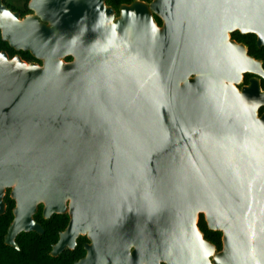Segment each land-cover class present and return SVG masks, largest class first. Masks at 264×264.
I'll return each instance as SVG.
<instances>
[{"label": "water", "instance_id": "1", "mask_svg": "<svg viewBox=\"0 0 264 264\" xmlns=\"http://www.w3.org/2000/svg\"><path fill=\"white\" fill-rule=\"evenodd\" d=\"M106 1L0 0L2 42L41 63L0 53L5 245L44 235L43 206L69 217L54 259L86 237L74 264H264V92L237 89L264 70L230 40L264 48V0Z\"/></svg>", "mask_w": 264, "mask_h": 264}, {"label": "trees", "instance_id": "2", "mask_svg": "<svg viewBox=\"0 0 264 264\" xmlns=\"http://www.w3.org/2000/svg\"><path fill=\"white\" fill-rule=\"evenodd\" d=\"M137 0H107L106 5L113 9H118L122 5H130ZM145 3H151L152 0H139ZM157 24L160 26L161 21L155 18ZM237 41L245 43L249 49V55L256 60H261L264 63V50H257L255 47V36H237ZM11 51L15 53L9 46L2 42L0 34V52ZM25 61H36L29 53L25 55ZM71 61L70 59L66 60ZM6 205V213L0 217V264H74L75 262L85 257L84 244L88 243L85 237H81L78 241L77 247L73 251H66L59 258L54 259L50 256L52 246L55 245L59 238V233L63 232L69 222L68 216H56L51 220H42L40 214L37 215L36 221L39 222L44 230V235L39 236L35 233L21 234L16 243L19 250L16 251L9 248L4 243V238L7 234L8 228L13 221L12 210L15 203L6 196L4 200ZM198 229L204 236V239L214 245L217 251L222 250V234L219 232H212L208 229L203 215L199 217Z\"/></svg>", "mask_w": 264, "mask_h": 264}, {"label": "flooded vegetation", "instance_id": "3", "mask_svg": "<svg viewBox=\"0 0 264 264\" xmlns=\"http://www.w3.org/2000/svg\"><path fill=\"white\" fill-rule=\"evenodd\" d=\"M137 1H139V0H137ZM153 1V0H152ZM136 2V1H135ZM140 2H142V1H140ZM2 3H3V5L8 9V10H10L13 14H18L22 19L23 18H25V17H27V16H34V13L33 12H31L30 11V9H29V5H30V0H2ZM145 3V2H144ZM123 6V5H122ZM121 7V6H120ZM119 7V8H120ZM119 8L118 9H114V11L116 12V16L118 17L119 16ZM113 9V8H112ZM157 23V22H156ZM159 26V25H158ZM162 26V22H161V25H160V27ZM1 34V33H0ZM237 36H248V35H242L241 33H239V32H235V33H233V34H231L230 35V40L231 41H233V42H235V43H237V44H239V45H243L245 48H246V50H247V53H248V56L250 57V58H252V59H254L255 61H258V62H261L262 63V67H263V70H264V63H263V61H261V60H256L255 58H253V57H251L250 55H249V49H248V46L245 44V43H240V42H238L237 41ZM254 36V35H253ZM255 47H256V49L257 50H264V48H258V46H257V38H256V36H255ZM10 48V47H9ZM14 51V50H13ZM15 52V51H14ZM0 53H5L7 56H8V58L11 60V59H13V58H15V57H19L22 61H24L25 63H27V64H32V63H35V64H39V65H41V63L40 62H38V61H33V62H27V61H25V55H27L28 53H12L11 51H8V50H4V51H1ZM253 79H257V80H259L260 81V86H261V91L262 92H264V80L263 79H261V78H258V77H256V76H254V75H251V74H246V75H244L243 76V78H242V81H241V83H240V85L239 86H237V89L239 90V91H241L242 90V88H245V87H248L249 86V84H250V81L251 80H253ZM264 114V108H262L261 110H260V112H259V116H261V115H263ZM9 196V198H10V191H7L6 192V195H5V198H4V200L6 199V196ZM11 199V198H10ZM12 200V199H11ZM13 201V200H12ZM14 202V201H13ZM5 203V202H4ZM15 203V202H14ZM14 209H15V207H14ZM14 209L12 210V215H13V211H14ZM6 213V212H5ZM40 214V216H41V218H42V220H45V221H48V220H51V219H53L54 217H56V216H59V215H54V216H52L50 219H44V217H43V206H40L39 208H38V212H37V214L34 216V220H35V222L36 223H38L39 225H41L39 222H37L36 221V216L37 215H39ZM64 216H66V215H64ZM69 218V217H68ZM13 219H14V217H13ZM68 224H69V222H68ZM68 224H67V226H68ZM67 228V227H66ZM65 231V230H64ZM59 235H60V233H59ZM19 237V236H18ZM81 238V237H80ZM79 238V239H80ZM86 238V237H85ZM79 239L77 240V244H78V241H79ZM87 239V238H86ZM17 240V239H16ZM58 240H59V238H58ZM58 242V241H57ZM89 243V242H88ZM88 243H86V244H88ZM86 244H84V246L86 245ZM54 246V245H53ZM84 246H83V248H84ZM76 247H77V245H76ZM65 253V252H64ZM86 255V254H85Z\"/></svg>", "mask_w": 264, "mask_h": 264}]
</instances>
